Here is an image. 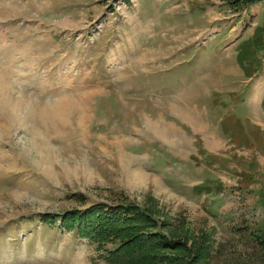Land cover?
I'll return each mask as SVG.
<instances>
[{
    "label": "rangeland",
    "instance_id": "obj_1",
    "mask_svg": "<svg viewBox=\"0 0 264 264\" xmlns=\"http://www.w3.org/2000/svg\"><path fill=\"white\" fill-rule=\"evenodd\" d=\"M261 3L0 0V264H105L43 223L78 196L139 205L186 246L172 258L264 264V103H241L235 53L264 66Z\"/></svg>",
    "mask_w": 264,
    "mask_h": 264
},
{
    "label": "trees",
    "instance_id": "obj_2",
    "mask_svg": "<svg viewBox=\"0 0 264 264\" xmlns=\"http://www.w3.org/2000/svg\"><path fill=\"white\" fill-rule=\"evenodd\" d=\"M261 1L264 0H227L234 8ZM75 199L83 205L82 208L68 210L61 215H44L43 223L59 221L64 232H75L80 238L95 244L105 264L192 263L191 252L188 257L185 253L177 258L171 257L170 250L186 251V246L165 236L153 216L139 205L88 206L83 196ZM153 228L157 231H152ZM259 243L264 251V232ZM196 250L200 252L203 247H194L193 252ZM203 254H206L205 251Z\"/></svg>",
    "mask_w": 264,
    "mask_h": 264
},
{
    "label": "crops",
    "instance_id": "obj_3",
    "mask_svg": "<svg viewBox=\"0 0 264 264\" xmlns=\"http://www.w3.org/2000/svg\"><path fill=\"white\" fill-rule=\"evenodd\" d=\"M256 8H257L256 11L261 16V14L264 13V6L261 3V6L259 8L258 7H256ZM250 31H251V28L236 43V45H239L240 41H243L246 38H248L249 36H252L253 32L251 33ZM251 40H252V42H251ZM247 43L248 42H246L245 45ZM250 44L253 46L252 50L257 51V46L259 44L255 43V40L253 38L250 39L249 45ZM239 51H240L239 49H237V51H235V53L239 56V59L242 57V62H240V66H238V69H241V71L243 72V74L245 76V78H243V80H242L243 83L247 84L246 87L243 86L244 84H241L242 86L239 87V90L241 91V94L239 97V98H241V103L247 104L249 107H250V104H252L251 106H253V104L256 105L258 102L263 104L264 103V66H262L260 69H256V70L251 71L249 68L251 65V62L249 61V54L247 57H245V52L243 51V52L239 53ZM263 63H264V60H263ZM244 67H247L248 69H246V68L244 69ZM229 96H232V95H229ZM247 99H250V101H247ZM258 107H259L258 109H256L255 106L253 108L250 107V110L252 113L258 114L257 117H255L254 115H253V117H250V120H251V123L256 126L258 132L262 133L261 138L264 139V107H263V105H258ZM204 136L205 135H203V137L201 136V139L203 141V145H204V149H205L204 151L207 152L206 153L207 155H208V152L214 153L217 150H221L223 145H225V146H227V144L231 145L223 136H217L214 138V140L217 141L218 143L215 142L216 144L214 145V148H213V147H211V145H209L210 142H206ZM208 137H210V136H208ZM245 137L246 136H243V138H245ZM246 139H247V137H246ZM211 142H214V141H211ZM206 158H208V157L206 156ZM207 190H210V189L203 188L200 193H202V195H204V196L212 195L214 193L213 191H207Z\"/></svg>",
    "mask_w": 264,
    "mask_h": 264
},
{
    "label": "bare ground",
    "instance_id": "obj_4",
    "mask_svg": "<svg viewBox=\"0 0 264 264\" xmlns=\"http://www.w3.org/2000/svg\"><path fill=\"white\" fill-rule=\"evenodd\" d=\"M1 86H2V84H0V88H1ZM33 137H35L34 140L36 141V140H38V138H40L41 136L39 135V132H38V131H34V132H33ZM39 140H40V139H39Z\"/></svg>",
    "mask_w": 264,
    "mask_h": 264
}]
</instances>
